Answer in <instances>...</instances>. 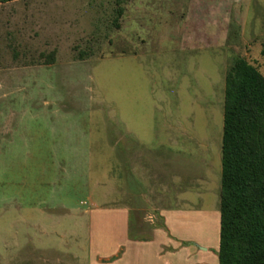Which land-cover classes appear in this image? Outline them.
I'll list each match as a JSON object with an SVG mask.
<instances>
[{
    "label": "rangeland",
    "instance_id": "1",
    "mask_svg": "<svg viewBox=\"0 0 264 264\" xmlns=\"http://www.w3.org/2000/svg\"><path fill=\"white\" fill-rule=\"evenodd\" d=\"M242 57L264 76V0L0 2V264H129L111 215L134 204L132 234L180 246L172 264H220L226 74Z\"/></svg>",
    "mask_w": 264,
    "mask_h": 264
},
{
    "label": "trees",
    "instance_id": "2",
    "mask_svg": "<svg viewBox=\"0 0 264 264\" xmlns=\"http://www.w3.org/2000/svg\"><path fill=\"white\" fill-rule=\"evenodd\" d=\"M220 211L219 263L264 264V76L243 57L226 74Z\"/></svg>",
    "mask_w": 264,
    "mask_h": 264
},
{
    "label": "crops",
    "instance_id": "3",
    "mask_svg": "<svg viewBox=\"0 0 264 264\" xmlns=\"http://www.w3.org/2000/svg\"><path fill=\"white\" fill-rule=\"evenodd\" d=\"M53 69V67H51ZM31 73H37L36 70H28L25 72H17L15 73V79H14V84L19 85V89H23L21 88V82H25L27 79H25V76L28 77L31 75ZM20 77V78H19ZM35 82V81H34ZM11 85V86H13ZM39 85H36V83L31 87V92L37 91L36 89H38ZM36 87V88H35ZM34 89V90H32ZM20 103V102H19ZM19 103H15L14 105L10 104V103H5L3 104L2 108L5 110H9L12 111L14 113H17V109L19 108ZM17 122H14V124H16ZM135 204L132 206H126L123 208H118L116 209V213L114 215H111V217H115L114 219L116 221L120 222L121 225V229L126 237V239L124 240V245L119 246V252H122L124 250L123 246H125L128 249V253L131 255H133V261H129V264H146V257H145V252L146 250H148V248H150L152 250V252L154 253V257L155 259L160 260L161 258H164V252H166L168 255H165L166 257H168V264H172V262H174L177 259L178 256V251L181 250L180 246H177V244H167L168 242V238L167 239H163V241L159 244H157V246H151V244H149L147 242V240H141L140 238H138V235L136 234H132V224L136 223V221H132L131 215L132 212L135 209ZM97 209H100V207ZM64 210L66 212L71 213V210L68 207H64ZM120 211H122V213H119ZM91 212V211H89ZM167 229V230H166ZM165 231L160 229V228H156L154 229V237H159V234H163L166 236V233L168 234V232H171L170 228H166ZM168 231V232H167ZM161 240V239H160ZM173 240L170 239V242H172ZM166 246H169L171 249L170 250H165ZM152 247V248H151ZM168 251V252H167ZM110 253L111 256H117L118 258V253ZM171 260V261H170Z\"/></svg>",
    "mask_w": 264,
    "mask_h": 264
}]
</instances>
